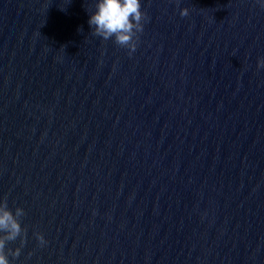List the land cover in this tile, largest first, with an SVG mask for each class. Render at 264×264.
I'll list each match as a JSON object with an SVG mask.
<instances>
[{
	"label": "water",
	"instance_id": "water-1",
	"mask_svg": "<svg viewBox=\"0 0 264 264\" xmlns=\"http://www.w3.org/2000/svg\"><path fill=\"white\" fill-rule=\"evenodd\" d=\"M141 10L129 56L92 35L94 0H0L11 264H264V10Z\"/></svg>",
	"mask_w": 264,
	"mask_h": 264
},
{
	"label": "clouds",
	"instance_id": "clouds-1",
	"mask_svg": "<svg viewBox=\"0 0 264 264\" xmlns=\"http://www.w3.org/2000/svg\"><path fill=\"white\" fill-rule=\"evenodd\" d=\"M179 4V0H176ZM261 10H264V0H255ZM180 16L189 14L188 8L180 9ZM149 17L141 10V0H94V11L91 12L88 24L92 35L103 40L113 39L114 43L128 50L131 56L135 52L143 25ZM257 68H264V57L257 59ZM25 215L22 208L9 209L7 198H0V264H11L9 256L16 259L21 254V248L26 243L27 229L21 226L20 220ZM40 246L47 241L44 236L34 233ZM19 239V246L7 248L8 243Z\"/></svg>",
	"mask_w": 264,
	"mask_h": 264
}]
</instances>
